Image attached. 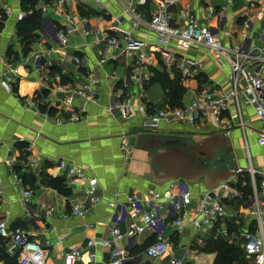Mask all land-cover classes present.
Here are the masks:
<instances>
[{"label":"crops","instance_id":"1","mask_svg":"<svg viewBox=\"0 0 264 264\" xmlns=\"http://www.w3.org/2000/svg\"><path fill=\"white\" fill-rule=\"evenodd\" d=\"M103 1V4L94 0L82 4L72 0L60 8L58 0H37L34 9H42V20L32 32L33 40L28 42L23 39L27 31L21 32L25 24L21 23L18 14L22 12L26 16L33 9L24 10L23 0H0V220H6L11 228L23 227L44 246L50 241L47 264H66L64 254L74 247L84 249L74 264H116L111 261L112 248L124 252L122 264H170L172 256L188 263L214 264L217 251L205 246L221 235L196 230L190 224L180 231L172 226L173 218L169 216L163 218L158 232L147 227L135 236L127 232L128 217L120 224L121 235L116 236L111 232L112 208L107 202H125L133 194L150 197L155 191L167 190L174 180L187 181L175 174L171 178L164 175L157 179L156 163L148 149L137 145L141 134L196 135L206 139L220 136L225 127L230 126L232 131L228 139L235 151L237 166L247 167L251 162L256 169L264 170V145L257 143L255 129L260 125L259 119L253 107H245L243 118L253 127L244 131L237 125L239 118L232 106L224 118L223 128L212 122L195 128L183 122L162 120L156 129H146V118L141 114L126 119L116 110L109 111L112 102L124 95L136 103L145 100L154 107H163L169 102L160 83L143 86L131 79L136 67L135 55L105 41L106 35H120V29H130L136 37L147 41L154 40L153 33L134 29L131 15L120 0ZM186 2L191 3L201 22L209 21L214 27L219 26L221 11L224 16L222 37L225 38V31H232V41L240 43L245 34H254L253 43L264 44L259 37L264 33V0H181L173 14L177 15ZM154 6L155 0H152L150 5L138 6L137 11L149 17ZM209 6L215 10L210 12ZM120 15L124 20L117 19ZM70 18L76 29L69 35L68 42L62 44L57 33ZM245 19L251 20L250 28L243 26ZM175 48L178 53L199 62L197 68L193 67L191 77L183 81L186 87L183 103H189L207 84L221 92L229 91L228 65L221 66L200 45L186 49L177 45ZM76 57H80V63ZM49 62L52 65H48ZM153 68L167 70L172 76L177 70L174 66L165 67L159 55L148 69L143 70L153 74ZM15 70L14 90L8 91L1 80L6 73ZM57 73L70 86L87 84L95 92L93 101L75 98V108L84 106L86 109L79 121L71 120L70 112L58 103L60 97L67 94L55 88ZM25 97H30L34 105L24 107ZM30 145L31 152L37 157L34 168L29 164ZM164 153L167 152L160 155ZM60 160L83 166L96 182L99 199L85 216L64 217L71 205L84 195L85 184L71 183L67 169L59 165ZM212 170L207 178L201 176L194 185L189 184L188 199L193 208L202 194L215 187L229 171L223 167ZM59 185L63 186V191ZM26 188L32 189L28 201H24L23 190ZM42 203L54 206V212L47 215ZM247 208L241 199L231 203L228 219L233 220L237 213L241 214ZM236 228L231 227L232 234L221 237L240 244L243 261L255 264L245 253L251 250L256 237L247 240ZM158 233L170 242L167 254L158 255L151 250ZM89 239H93L95 245L87 246ZM107 241L112 242V248L108 247ZM88 251H96L94 260L89 258Z\"/></svg>","mask_w":264,"mask_h":264},{"label":"built area","instance_id":"2","mask_svg":"<svg viewBox=\"0 0 264 264\" xmlns=\"http://www.w3.org/2000/svg\"><path fill=\"white\" fill-rule=\"evenodd\" d=\"M72 0H58L59 7L62 8ZM84 4L86 0H77ZM103 4V0H94ZM131 15V23L134 29H146L153 33L154 40L147 41L136 37L130 29H120V35H106L105 41L116 47H121L128 54L136 57L135 70L131 79L139 82L140 85L148 84L152 77L150 72H144L156 60L157 55L165 67H176L182 81L191 77L193 67L199 66V62L182 55L175 50L177 45L183 49L192 45H200L212 54L214 59L221 66L228 65L230 68L229 79L231 88L227 92H221L212 84H207L199 89L194 98L189 103H182L179 106L166 105L154 107L145 100L138 103L134 102L128 95L119 96L108 107L109 111H118L126 119H133L138 114L145 116L146 129H156L162 120L183 122L195 128L202 127L205 123L212 122L219 128H223L224 118L231 107L236 108L238 116L237 125L245 131L248 127L243 118L245 107H253L260 125L256 127L257 143L264 145V44L253 43V35H244L240 43L232 41V31H225L224 37L221 36V24L224 16L219 12V26H212L209 21L201 22L190 2L184 3L181 11L174 15V9L180 4L181 0H155V6L150 10V16L146 17L137 11L141 5H150L152 0H120ZM247 7H245L246 9ZM210 12L214 11L213 6H209ZM247 11V9H246ZM9 14V13H8ZM24 13L20 12L18 18L22 19ZM103 19V16H100ZM119 21L124 20L123 15L117 17ZM243 26L251 27V20L245 19ZM74 21H70L58 30V38L62 44H66L75 31ZM88 31V30H86ZM264 43V33L259 35ZM40 59L39 55H36ZM77 62H81L80 57H76ZM41 66V63H39ZM43 65V64H42ZM48 65H52L49 62ZM16 70L6 73L1 80L2 86L8 90H14ZM55 88L58 91L66 92L67 95L60 97L58 103L63 110L70 112V119L79 121L82 119L85 107L76 109L74 101L76 97H83L86 102L95 99L94 90L87 84L70 86L64 82L60 73L55 74ZM94 80L91 81V84ZM24 107L34 105L30 97L23 99ZM225 133L231 134L232 127L226 126ZM32 145L28 146L31 152ZM32 153V152H31ZM249 161L250 155L248 154ZM37 157L32 153L29 156V164L35 167ZM247 167L238 166L233 174L226 180L219 182L215 187L206 190L201 199L194 205L188 199L189 183L185 180L177 179L169 184L164 192L155 191L150 197L142 195L139 197L133 194L127 201L117 203L108 201L107 204L112 208L111 232L121 235L120 224L130 217L128 222V234L135 236L143 232L147 227L156 232L163 224V218L171 216L172 226L180 231L190 224L196 230L211 233L217 236L231 235L234 231L231 227L241 224L238 232L242 237L249 240L256 237V241L250 251L246 252V258L255 264H264V170L256 169L251 162ZM59 165L67 169V175L71 183L85 184L84 195L71 205L70 211L64 213V217L85 216L89 208L94 205L99 197L97 185L79 164H68L66 160H60ZM249 177L251 193L244 195L239 187L242 178ZM259 177V178H258ZM24 201H28L32 195V189L23 190ZM149 196V195H148ZM243 200L248 205L247 211L237 213L234 219L229 218L228 208L231 203ZM41 207L47 215H51L55 207L47 203H42ZM164 211L165 214L162 212ZM27 215H31L27 211ZM0 236L4 241V247L10 255L17 259V264H47L48 247L52 243L42 245L23 227H9L6 220H0ZM61 242V241H60ZM112 248V242H106ZM95 245L93 239H89L87 246ZM83 248L74 247L65 252L66 264H74L82 255ZM158 255L169 253L170 242L162 234H157V239L151 247ZM89 258L94 260L97 256L96 251H88ZM124 252L120 249H111V261L122 264ZM170 264H198L185 262L178 257L172 256Z\"/></svg>","mask_w":264,"mask_h":264},{"label":"water","instance_id":"3","mask_svg":"<svg viewBox=\"0 0 264 264\" xmlns=\"http://www.w3.org/2000/svg\"><path fill=\"white\" fill-rule=\"evenodd\" d=\"M220 136L202 139L196 135L141 134L137 145L148 149L149 156L156 163L154 173L157 179L164 175L171 178L175 174L195 183L201 176L207 178L212 174L213 168L223 167L229 170L221 179L224 181L238 166L228 135L223 131ZM163 151L167 153L160 155ZM181 170L185 174L179 173Z\"/></svg>","mask_w":264,"mask_h":264},{"label":"trees","instance_id":"4","mask_svg":"<svg viewBox=\"0 0 264 264\" xmlns=\"http://www.w3.org/2000/svg\"><path fill=\"white\" fill-rule=\"evenodd\" d=\"M37 0H23L24 10H29L32 8V12L28 13L21 20L22 24L25 26L22 28L21 32L27 31L24 34L23 39L31 42L33 40L32 32L34 29L40 26L42 20V9L35 8V3ZM83 13H87L84 12ZM28 25V26H27ZM21 35V33H20ZM152 77L149 84L160 83L168 97V102L170 106H179L183 103V97L186 92V87L180 78L179 72L176 70L174 76L170 75L167 70H159L156 68L152 69ZM239 187L243 190L244 195H248L251 192L249 185V177H244L239 182ZM59 188L63 191V186L59 185ZM205 248L217 251V256L215 258L214 264H246L241 258L243 248L240 244L234 242H228L221 236L211 239L205 246ZM0 264H17V259L15 256L10 255L6 248L4 247V241L0 236Z\"/></svg>","mask_w":264,"mask_h":264},{"label":"rangeland","instance_id":"5","mask_svg":"<svg viewBox=\"0 0 264 264\" xmlns=\"http://www.w3.org/2000/svg\"><path fill=\"white\" fill-rule=\"evenodd\" d=\"M86 1H92L93 2V0H86ZM95 3V2H94ZM179 169V168H178ZM179 173H181V174H185V172L184 171H182L181 170V172H179ZM190 174V173H189ZM186 182H188V181H186ZM189 183V182H188ZM189 184H191V185H194V181H192L191 183H189Z\"/></svg>","mask_w":264,"mask_h":264}]
</instances>
